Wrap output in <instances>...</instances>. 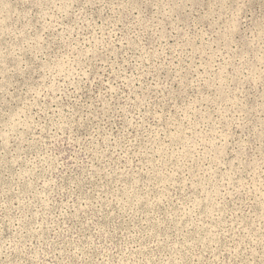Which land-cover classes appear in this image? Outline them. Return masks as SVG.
<instances>
[{
  "label": "rangeland",
  "instance_id": "rangeland-1",
  "mask_svg": "<svg viewBox=\"0 0 264 264\" xmlns=\"http://www.w3.org/2000/svg\"><path fill=\"white\" fill-rule=\"evenodd\" d=\"M0 264H264V0H0Z\"/></svg>",
  "mask_w": 264,
  "mask_h": 264
}]
</instances>
